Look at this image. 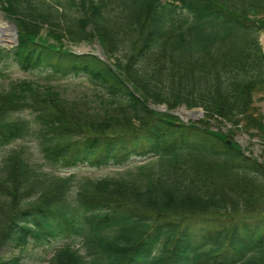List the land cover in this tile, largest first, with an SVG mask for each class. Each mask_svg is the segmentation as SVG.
<instances>
[{"label": "trees", "instance_id": "16d2710c", "mask_svg": "<svg viewBox=\"0 0 264 264\" xmlns=\"http://www.w3.org/2000/svg\"><path fill=\"white\" fill-rule=\"evenodd\" d=\"M0 11L19 40L0 47V76L12 61L99 90L88 102L13 82L0 93V151L35 141L66 169L158 160L79 179L14 149L0 164V264L66 236L46 264H264V162L231 139L264 144V0H0ZM95 42L107 61L72 50ZM183 105L205 118L172 114Z\"/></svg>", "mask_w": 264, "mask_h": 264}, {"label": "rangeland", "instance_id": "374dc122", "mask_svg": "<svg viewBox=\"0 0 264 264\" xmlns=\"http://www.w3.org/2000/svg\"><path fill=\"white\" fill-rule=\"evenodd\" d=\"M51 1V0H49ZM0 16L3 17V20L0 21V28L5 29L4 31L0 29V33L3 34V38H0V42L7 47L13 46L15 44V33L11 26H9L4 19H8L10 23H14L8 14L1 11ZM73 16V15H71ZM44 36V34H43ZM262 47L264 49V33L260 38ZM11 48V47H10ZM89 48L91 52L97 54L99 52L98 43H82L79 46H73L72 50L78 53L81 49ZM2 77L0 76V93L10 88L13 82L23 81V80H31L38 82L44 86H52L58 91L62 93L63 96L69 99H77V100H87L88 102H97L99 97V90L92 85L91 83L84 81L82 79H69V80H57L53 77H50L48 74L42 71H32L25 72L21 70L14 62L10 61L1 67ZM165 106V105H163ZM255 106L258 107L262 114L264 115V97L263 94H258L255 96ZM181 108H178L173 113H176L180 119L186 122L194 121L199 122L205 118V114L201 117L199 114L194 116H188L187 113L190 114L192 109L186 108L184 112H181ZM201 109L203 112L204 110ZM229 125H223L220 127L222 132L228 134L230 130ZM234 141L239 143L242 148L249 154V150L253 152L255 157H258L261 163L264 162V144H261V141L257 139L251 140L247 135L238 133L236 136L231 137ZM260 144L261 146H258ZM24 148L26 152L30 154V156L38 162L39 166H46L50 168L52 171L60 174L61 176H68L71 174H75L77 178L84 179H110V178H126L128 173H137L138 167L143 164H153L158 161L157 159H151L146 162L140 163V159L134 160V162L123 168H114V167H98L90 164H80L78 168L66 169L61 166L52 165L49 167V164L42 159V155L39 153L38 145L35 141L24 140L16 143L9 144L5 146L0 151V164L3 159L14 149ZM131 178V177H130ZM74 242V239L66 236L65 238H57L53 240L51 243L44 246H34L29 245L26 249L20 250L17 249L9 253V256L12 257H20L26 264H46L45 260H48L53 257L58 249L63 247L66 244Z\"/></svg>", "mask_w": 264, "mask_h": 264}, {"label": "water", "instance_id": "95a60500", "mask_svg": "<svg viewBox=\"0 0 264 264\" xmlns=\"http://www.w3.org/2000/svg\"><path fill=\"white\" fill-rule=\"evenodd\" d=\"M4 21L12 27V29H13V31L15 33V44L13 46H16L18 44V40H17V37H18V35H17V27L13 23H9V21L7 19H4ZM0 46L7 47L6 45H3L1 42H0ZM13 46L10 45V47H13ZM90 50L91 49H89V48L82 49V50H80V54L89 53ZM99 53L101 55V58L106 61V57L102 55V50L101 49L99 50ZM152 108L154 109V107H152ZM186 108H187L186 106H182V108L180 109L181 112H184L186 110ZM158 109L160 111H167V107L166 106H159ZM187 114H188V116H194V115H198V114L201 117L204 116V112L201 109H199V108L193 109L190 112V114L189 113H187ZM174 115H178L177 112L174 113Z\"/></svg>", "mask_w": 264, "mask_h": 264}, {"label": "bare ground", "instance_id": "6f19581e", "mask_svg": "<svg viewBox=\"0 0 264 264\" xmlns=\"http://www.w3.org/2000/svg\"><path fill=\"white\" fill-rule=\"evenodd\" d=\"M2 20H3V19L0 18V21H2ZM0 29L3 30V31L5 30V29H3V28H0ZM1 37L3 38V34H2V33H0V38H1Z\"/></svg>", "mask_w": 264, "mask_h": 264}]
</instances>
